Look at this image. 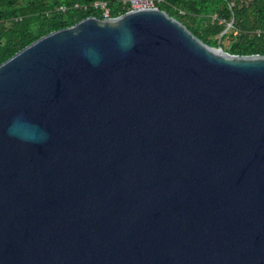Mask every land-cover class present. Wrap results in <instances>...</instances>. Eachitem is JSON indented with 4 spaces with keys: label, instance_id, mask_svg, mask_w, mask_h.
<instances>
[{
    "label": "water",
    "instance_id": "95a60500",
    "mask_svg": "<svg viewBox=\"0 0 264 264\" xmlns=\"http://www.w3.org/2000/svg\"><path fill=\"white\" fill-rule=\"evenodd\" d=\"M28 125L47 142H25ZM0 264H264V55L155 7L2 62Z\"/></svg>",
    "mask_w": 264,
    "mask_h": 264
},
{
    "label": "trees",
    "instance_id": "16d2710c",
    "mask_svg": "<svg viewBox=\"0 0 264 264\" xmlns=\"http://www.w3.org/2000/svg\"><path fill=\"white\" fill-rule=\"evenodd\" d=\"M99 1L110 18L130 10L125 0H0V64L50 32L103 18L94 5ZM156 7L208 46L231 55H264V0H161Z\"/></svg>",
    "mask_w": 264,
    "mask_h": 264
},
{
    "label": "clouds",
    "instance_id": "9594fccd",
    "mask_svg": "<svg viewBox=\"0 0 264 264\" xmlns=\"http://www.w3.org/2000/svg\"><path fill=\"white\" fill-rule=\"evenodd\" d=\"M74 35H79L78 33H75ZM135 46V37L131 30H126L123 35L120 42V49L122 52H128ZM82 55L89 61L92 66H98L100 64V56L99 53L89 47L85 50H83ZM24 125V114L20 113L14 120L13 125L9 129V134H14L16 130ZM28 127L31 128V134L26 135L23 137V140L25 142H34L43 144L46 143L48 140V133L46 129L40 128L38 125H28ZM38 131V134H37Z\"/></svg>",
    "mask_w": 264,
    "mask_h": 264
},
{
    "label": "built area",
    "instance_id": "2783aa9c",
    "mask_svg": "<svg viewBox=\"0 0 264 264\" xmlns=\"http://www.w3.org/2000/svg\"><path fill=\"white\" fill-rule=\"evenodd\" d=\"M125 2L129 5L130 10H136V9H144V8H155L156 5L161 2V0H125ZM94 5L99 7L103 11L104 19L110 18L108 16L109 9L105 2L99 1L94 3ZM213 20H215V17H213Z\"/></svg>",
    "mask_w": 264,
    "mask_h": 264
}]
</instances>
